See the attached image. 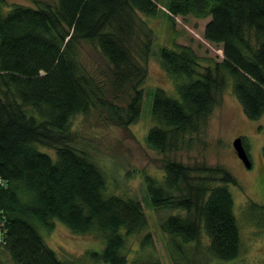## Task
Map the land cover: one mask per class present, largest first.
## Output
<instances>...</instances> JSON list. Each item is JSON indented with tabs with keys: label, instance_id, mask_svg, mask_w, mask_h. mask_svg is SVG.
Listing matches in <instances>:
<instances>
[{
	"label": "trees",
	"instance_id": "trees-1",
	"mask_svg": "<svg viewBox=\"0 0 264 264\" xmlns=\"http://www.w3.org/2000/svg\"><path fill=\"white\" fill-rule=\"evenodd\" d=\"M139 14H163L171 27L178 17L209 18L203 39L223 54L222 62L203 66L187 46L158 50L178 98L151 92L148 148L164 156L189 149L229 82L247 118L264 114V0H55L0 12V264H74L43 242L39 228L50 231L54 221L104 239L102 251L89 253L91 264H161L147 251L149 233L130 258L128 239L147 229L143 208L108 194L103 170L73 145L71 132L74 117L92 110L118 127L140 117L153 31ZM83 44L98 51L103 71L86 67ZM144 184L147 205L170 212L159 229L172 264L239 258L227 189L236 182L226 169L166 159L162 177L146 176ZM247 211L264 222V206Z\"/></svg>",
	"mask_w": 264,
	"mask_h": 264
},
{
	"label": "rangeland",
	"instance_id": "rangeland-1",
	"mask_svg": "<svg viewBox=\"0 0 264 264\" xmlns=\"http://www.w3.org/2000/svg\"><path fill=\"white\" fill-rule=\"evenodd\" d=\"M55 0H4L0 6L2 15H6L14 5L33 9ZM166 13L162 6L158 5ZM148 28L153 31L152 55L146 63L147 78L143 86V101L138 120L127 126L111 124L108 115L101 109L92 110L87 115H77L72 120L71 132L74 146L86 152L103 170L108 194L136 199L142 206L147 218V229L128 239L132 252L130 258L137 256L142 237L149 233L152 246L147 248L160 260L161 264H172L159 229L161 219L170 214L167 210H154L147 205L144 179L146 176L161 178L164 160H175L190 166L221 167L235 179L236 185H228L241 237V254L233 262L218 264H264V222L253 221L247 211L251 205L264 206V114L257 120H250L233 93L232 82L223 90L219 104L210 114L203 130L194 136L189 149L164 156L148 148L146 135L154 125L150 115V94L160 88L172 98H178L177 82L163 69L158 58L161 47L187 46L198 56L201 65L206 66L223 61L219 47L203 39V31L209 21L192 17L183 20L176 18L172 27L170 21L160 14L147 17L139 14ZM81 59L90 71H103L106 62L91 45L83 44ZM240 138L249 156L251 168L247 169L236 157L232 141ZM47 152V151H44ZM45 245L51 249L60 261L74 264H91V252H100L104 239L97 233L78 234L58 221L50 231L39 228ZM203 241L204 237L202 236ZM11 264L9 259H5ZM216 264V263H215Z\"/></svg>",
	"mask_w": 264,
	"mask_h": 264
},
{
	"label": "water",
	"instance_id": "water-1",
	"mask_svg": "<svg viewBox=\"0 0 264 264\" xmlns=\"http://www.w3.org/2000/svg\"><path fill=\"white\" fill-rule=\"evenodd\" d=\"M232 148L236 155V157L241 161V163L247 168L250 169L251 163L249 157L242 145V141L240 138H235L232 141Z\"/></svg>",
	"mask_w": 264,
	"mask_h": 264
},
{
	"label": "built area",
	"instance_id": "built-area-1",
	"mask_svg": "<svg viewBox=\"0 0 264 264\" xmlns=\"http://www.w3.org/2000/svg\"><path fill=\"white\" fill-rule=\"evenodd\" d=\"M0 184H2L1 182H0ZM4 221H3V218L1 217V213H0V242H1V229L3 228V226H4Z\"/></svg>",
	"mask_w": 264,
	"mask_h": 264
},
{
	"label": "flooded vegetation",
	"instance_id": "flooded-vegetation-1",
	"mask_svg": "<svg viewBox=\"0 0 264 264\" xmlns=\"http://www.w3.org/2000/svg\"><path fill=\"white\" fill-rule=\"evenodd\" d=\"M251 168V167H250Z\"/></svg>",
	"mask_w": 264,
	"mask_h": 264
}]
</instances>
